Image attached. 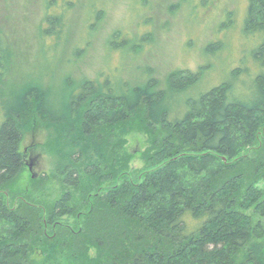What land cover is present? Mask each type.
Listing matches in <instances>:
<instances>
[{"label": "trees", "instance_id": "trees-1", "mask_svg": "<svg viewBox=\"0 0 264 264\" xmlns=\"http://www.w3.org/2000/svg\"><path fill=\"white\" fill-rule=\"evenodd\" d=\"M44 3L39 32L57 37L75 3ZM94 8L91 31L105 11ZM234 16L228 11L221 26ZM242 29L255 42L254 66L242 61L195 99L182 95L203 72L179 71L163 86L152 76L115 83L103 72L79 81L82 50L54 99L52 87L15 72L0 29V264H264V0H248ZM121 35L109 37L110 50L128 45ZM36 120L48 132L52 175L19 190L27 167L20 147ZM135 128L149 130L152 142L150 168L138 179L137 151L125 140ZM48 180L58 181L61 197L49 201Z\"/></svg>", "mask_w": 264, "mask_h": 264}, {"label": "rangeland", "instance_id": "rangeland-1", "mask_svg": "<svg viewBox=\"0 0 264 264\" xmlns=\"http://www.w3.org/2000/svg\"><path fill=\"white\" fill-rule=\"evenodd\" d=\"M203 1L207 0H73L75 7L66 14L67 29L57 37L43 38L39 31L47 14L44 0H0V29L11 41L18 68L15 72L52 87L54 99L64 95V80L73 70L69 60L77 50H82L74 70L79 81L95 80L103 72L115 83L128 80L137 85L152 76L163 86L179 71L203 72L197 88L182 95L195 99L227 80L230 70L242 61L254 66L251 54L255 42L245 37L242 29L248 0H209L211 3L202 4ZM93 8L105 11L99 17L100 26L95 22L91 31L87 24L95 17ZM228 11H235V16L223 27ZM118 29L122 34L119 43L127 40L128 45L121 44L123 50L112 51L107 42ZM216 40L223 43L221 49L207 53V46ZM132 46L137 48L131 51ZM28 129L20 147L27 167L17 181L19 190L28 186L30 178L52 175L53 169L45 125L36 120ZM125 140L130 152L137 151L131 166L138 179L150 168L145 160V153L152 149L150 132L135 128L125 135ZM45 186L51 196L49 201L62 196L57 180H48ZM64 220L76 223L75 217Z\"/></svg>", "mask_w": 264, "mask_h": 264}, {"label": "water", "instance_id": "water-1", "mask_svg": "<svg viewBox=\"0 0 264 264\" xmlns=\"http://www.w3.org/2000/svg\"><path fill=\"white\" fill-rule=\"evenodd\" d=\"M35 177V176H34Z\"/></svg>", "mask_w": 264, "mask_h": 264}]
</instances>
